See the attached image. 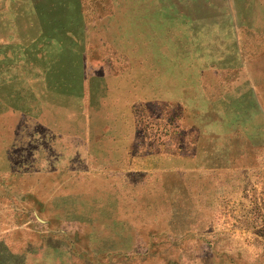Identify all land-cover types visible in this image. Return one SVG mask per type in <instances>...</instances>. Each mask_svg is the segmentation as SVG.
I'll return each mask as SVG.
<instances>
[{"label": "rangeland", "instance_id": "obj_1", "mask_svg": "<svg viewBox=\"0 0 264 264\" xmlns=\"http://www.w3.org/2000/svg\"><path fill=\"white\" fill-rule=\"evenodd\" d=\"M0 264H264V0H0Z\"/></svg>", "mask_w": 264, "mask_h": 264}, {"label": "crops", "instance_id": "obj_2", "mask_svg": "<svg viewBox=\"0 0 264 264\" xmlns=\"http://www.w3.org/2000/svg\"><path fill=\"white\" fill-rule=\"evenodd\" d=\"M131 103L128 101H123L119 105H115L114 108L118 109L117 111H122L131 108ZM89 108V106H87ZM110 110L113 109L111 106L107 107ZM128 111L126 110L125 113ZM110 113H107L105 116V121L103 123L104 125V131L109 130V136L115 140L121 147L128 146L129 140H127V137L125 135L127 134L128 129L131 128V117H125L122 121H120L118 124H116L114 121H112V118L110 116Z\"/></svg>", "mask_w": 264, "mask_h": 264}]
</instances>
